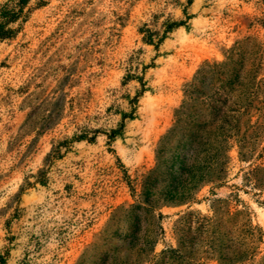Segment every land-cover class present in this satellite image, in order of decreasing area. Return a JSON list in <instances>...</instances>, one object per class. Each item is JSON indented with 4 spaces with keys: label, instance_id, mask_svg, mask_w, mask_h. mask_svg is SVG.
Here are the masks:
<instances>
[{
    "label": "rangeland",
    "instance_id": "374dc122",
    "mask_svg": "<svg viewBox=\"0 0 264 264\" xmlns=\"http://www.w3.org/2000/svg\"><path fill=\"white\" fill-rule=\"evenodd\" d=\"M189 1L31 0L18 34L0 41V264L135 258L143 175L156 169L158 194H172L183 165L186 135L170 132L189 84L248 38L262 54L249 112L229 122V148L199 157L223 178L156 209L163 232L143 264H264V0ZM169 18L187 23L158 48L143 41L145 24L163 30ZM141 77L135 115L110 140Z\"/></svg>",
    "mask_w": 264,
    "mask_h": 264
},
{
    "label": "trees",
    "instance_id": "16d2710c",
    "mask_svg": "<svg viewBox=\"0 0 264 264\" xmlns=\"http://www.w3.org/2000/svg\"><path fill=\"white\" fill-rule=\"evenodd\" d=\"M30 2L31 0H6L0 4V41L12 39L18 34L19 29L13 26L23 19ZM189 2L192 3L191 0ZM184 13L186 18L190 19L187 8L184 9ZM186 23V19L169 18L162 24L163 30H154L149 24H145L140 29V33L143 34L145 43L153 44L158 48L173 30ZM259 51L261 50L258 44H254L250 38L239 41L225 61L213 64L205 63L193 82L189 84L186 90V99L177 111V121L170 132V134L181 132L182 135H186V154L183 157V165L172 179L170 185L172 194H158L157 185L152 179L156 169L149 170L143 175L141 182L143 192L139 194L141 203L132 208L139 211V220L136 223L135 231L137 228L141 230L145 226L144 248L136 252L135 258L116 257L113 258L112 264L148 262L153 252V246L163 232L160 222L162 214H157L156 209L165 204L190 201L193 199L194 192L203 184L223 178L224 170L213 168L211 173L206 166L199 165L201 163L199 157L203 147L207 149V147L218 145L229 148L230 139L234 136L233 128H227H231L229 122L234 120L235 114H248L250 100L256 94L253 87L259 84L262 55L259 54ZM137 77V74L129 72L125 80ZM140 84L138 93L128 100L130 111L124 113L120 128L111 129L108 134L110 140H113L121 132L127 118L134 117L140 97L146 91L144 77L140 78ZM192 115L195 116L193 120ZM97 131L94 130L93 134L86 131L81 132L74 136L73 140L94 141ZM73 140L60 141L48 158H61L64 148L68 149ZM161 159L162 156L159 155V164ZM133 189L135 190L134 187ZM241 213L243 212L239 211V214Z\"/></svg>",
    "mask_w": 264,
    "mask_h": 264
}]
</instances>
